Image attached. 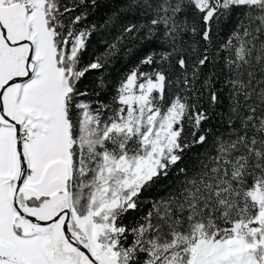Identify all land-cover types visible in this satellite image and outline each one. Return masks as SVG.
<instances>
[{
    "label": "snow or ice",
    "instance_id": "obj_1",
    "mask_svg": "<svg viewBox=\"0 0 264 264\" xmlns=\"http://www.w3.org/2000/svg\"><path fill=\"white\" fill-rule=\"evenodd\" d=\"M103 2L0 0V264H264V0Z\"/></svg>",
    "mask_w": 264,
    "mask_h": 264
},
{
    "label": "trees",
    "instance_id": "obj_2",
    "mask_svg": "<svg viewBox=\"0 0 264 264\" xmlns=\"http://www.w3.org/2000/svg\"><path fill=\"white\" fill-rule=\"evenodd\" d=\"M120 3V0H104V2L102 3L101 8L98 10L97 14L95 17H92L93 20L99 18L100 22H103V16L106 15L107 13H109L112 8L115 5H118ZM125 23L127 21H124ZM117 27H119V25H117ZM227 33V28L224 29V32L222 33V35H226ZM113 34H117L115 30H113ZM101 51L103 50L102 48L100 49ZM130 66V65H129ZM127 67H125V65L123 64V62L118 63L116 65V68L113 69V77H115L118 73V71H126Z\"/></svg>",
    "mask_w": 264,
    "mask_h": 264
}]
</instances>
